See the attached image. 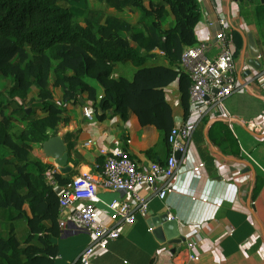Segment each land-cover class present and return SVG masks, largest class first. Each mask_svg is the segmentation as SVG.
I'll return each mask as SVG.
<instances>
[{
	"label": "trees",
	"instance_id": "obj_1",
	"mask_svg": "<svg viewBox=\"0 0 264 264\" xmlns=\"http://www.w3.org/2000/svg\"><path fill=\"white\" fill-rule=\"evenodd\" d=\"M60 1L0 0V72L13 81L7 99L0 100V110L13 101L19 107L9 114L4 108L0 111V264H54L58 255L54 239L61 235L60 201L45 179L53 165L32 155L35 145L58 135L59 126L71 122L65 106L52 97L48 82L52 71L54 84L69 103L87 93L103 112L110 110L123 121L134 113L142 125L163 130L168 142L174 119L166 87L178 81L185 120L191 111V79L180 62L185 47L198 42L195 29L201 12L197 0H105L118 11L134 8L141 14L136 23L108 16L104 24L78 5L69 7ZM256 14L264 39V4L257 6ZM172 16L173 25L165 28V20ZM77 17H84L85 22ZM234 39L238 50L243 40L236 31ZM155 49L165 53L168 66L147 65L156 57ZM14 55L17 61L10 60ZM28 56L32 57L28 65L21 66ZM128 62L137 67L132 80L111 76L117 63ZM33 85L39 89L38 103L45 116H33L25 106ZM99 87L104 91L101 99ZM15 112L29 119L18 131ZM63 137L68 149L72 148V134ZM58 178L66 184L72 177Z\"/></svg>",
	"mask_w": 264,
	"mask_h": 264
},
{
	"label": "crops",
	"instance_id": "obj_2",
	"mask_svg": "<svg viewBox=\"0 0 264 264\" xmlns=\"http://www.w3.org/2000/svg\"><path fill=\"white\" fill-rule=\"evenodd\" d=\"M197 1L201 12L195 29L198 42L208 45L210 55L216 54L219 44L208 22L227 17L243 40L242 47L236 49L235 61L239 79L249 88L237 90L221 106L204 107L203 115L195 122L191 158L173 178L175 190L163 200L151 188H145L147 209L137 208L136 222L125 226L118 239L109 241L107 250L94 256L93 264H264V132L257 133L247 125L261 124L264 129V67L258 70L249 64L248 52L243 65L242 56V33L249 32H253L264 56V39L256 14L262 2ZM152 54L158 57L152 62L150 59L148 66L169 65L162 50L155 49ZM136 71L137 67L129 63H117L111 76L132 80ZM97 91L98 96L104 94L101 87ZM165 92L173 109L174 126L181 125L185 119L178 81L166 87ZM98 105L84 93L79 102L72 101L67 106L71 122L63 125L59 133L72 134L73 145L68 152L73 167L67 174L73 177L80 171H101L106 155L118 148L129 150L143 170L153 162H166L172 149L163 130L142 125L134 113L123 121L110 110L103 112ZM87 112L92 113V119H87ZM147 150H153L152 154H146ZM34 151L41 157L36 145ZM200 163H204L203 167L195 171L193 166ZM116 199L134 203L129 192L98 190L100 220L110 221V203ZM164 213L178 222L185 238L197 237L194 248L187 249L186 242L161 244L157 240L149 220ZM66 232L54 239L58 246L54 264H74L93 240L91 232L74 223ZM189 254L195 258H188Z\"/></svg>",
	"mask_w": 264,
	"mask_h": 264
},
{
	"label": "built area",
	"instance_id": "obj_3",
	"mask_svg": "<svg viewBox=\"0 0 264 264\" xmlns=\"http://www.w3.org/2000/svg\"><path fill=\"white\" fill-rule=\"evenodd\" d=\"M208 25L214 29V39L219 44L216 54H209L205 42L186 46L180 68L191 79L189 89L190 115L181 125L173 127L169 134V144L172 152L166 162H153L145 170L139 168L129 150L118 148L105 157L99 172L92 170L80 171L66 184H61L58 176L63 178L60 166L46 171L45 179L59 196L60 216L58 218L61 233L69 229L71 223L91 232L93 240L81 252L74 264H93V258L99 251L107 250L111 240L118 239L125 226L133 225L137 220L136 210L147 209V198L143 191L151 188L161 199L175 190L174 176L181 170L184 163L191 158L192 135L197 117L203 115L204 107L223 105L224 101L239 89H248L247 83H242L237 74L235 52L237 45L234 39V28L227 17L210 20ZM103 95H99V99ZM87 119H92V113L87 112ZM248 127L257 133L264 132L262 125L251 124ZM129 142V141H128ZM42 152V145H37ZM179 152L180 158L176 157ZM44 161L49 162L43 155ZM204 163L193 166L199 171ZM100 188L112 191H126L131 194L134 203L116 199L110 203L109 222L100 220L97 207L98 190ZM170 219H173L170 217ZM187 249L198 244L196 236L186 238ZM188 258L195 256L189 254Z\"/></svg>",
	"mask_w": 264,
	"mask_h": 264
},
{
	"label": "rangeland",
	"instance_id": "obj_4",
	"mask_svg": "<svg viewBox=\"0 0 264 264\" xmlns=\"http://www.w3.org/2000/svg\"><path fill=\"white\" fill-rule=\"evenodd\" d=\"M60 2L64 5H68L69 7L74 6V4L78 5L82 10H84V12H87V14H89V16H91V14H94V16L100 20L101 24L105 23L106 18L108 16H116L119 18H123L124 20H127L131 23L132 22L136 23L140 19V14H141L139 10L134 9V8H131V10H130V8L121 10L122 12L112 10L111 7L109 6V4L105 0H82V3H79L77 0H71L70 2H68V0H62ZM145 3L147 6L149 5L148 1H145ZM171 18H172V22H170ZM76 19L81 23L85 22L84 17H81V18L77 17ZM165 21L166 22L163 24L164 26L165 25L167 26V23H169L170 26H172L173 22H174L173 16L170 17L169 19L165 20ZM166 26H165V28L170 27V26H168V27H166ZM128 36L130 37V33L128 34ZM132 43H134V42H132ZM140 51H141V54H146L145 51H143L141 49H140ZM28 54L30 55V53H28ZM157 57L158 56L151 59L150 62H152V60H155ZM14 59L17 61L15 55L13 57H11L10 60L12 61ZM31 59H32V57L28 56L27 59H25V62L20 63L21 66L26 67L28 65L27 61L31 60ZM128 63L131 66L136 67L133 63H131V62H128ZM121 64H125V63H121ZM55 79H56L55 74L52 71L50 73L49 81H48L49 85H50L51 92H52V97L54 98L56 104H59L61 106H65V108L69 112V109L67 107L69 105V102L64 99L62 89L60 87H57L54 84ZM12 84H13V81L11 79L5 78L2 75V73L0 72V93H1L0 94V100H3V97L6 98V95L8 96L9 89L12 86ZM2 94H4V95H2ZM38 102H39V89L37 88V86L33 85L28 91V97L25 100V106L28 108L29 113H31V112L34 113L33 116H45L46 112L43 111L42 106ZM77 102H79V101H77ZM3 108H4V112L9 114V113H13L14 110L18 109L19 107H18L17 103L15 101H13V103L8 105L7 107H5V106L2 107L1 110H3ZM13 118L15 120L14 124H15V129L17 131L25 128L26 124L29 120V119H26V120L24 119V114H17L16 112L13 114ZM62 126H63V124L59 126L58 134L60 133ZM37 154H40V152L35 153V151L33 149V153H32L33 157H38ZM41 157H43V155H41ZM26 209H28V207H26ZM20 231H21L20 238L23 241L24 240V237H23L24 236V233H23L24 230L21 229ZM22 233H23V235H22Z\"/></svg>",
	"mask_w": 264,
	"mask_h": 264
},
{
	"label": "water",
	"instance_id": "obj_5",
	"mask_svg": "<svg viewBox=\"0 0 264 264\" xmlns=\"http://www.w3.org/2000/svg\"><path fill=\"white\" fill-rule=\"evenodd\" d=\"M261 2L264 4V0H261ZM242 35L244 38L243 65L246 63V53L248 52L250 55L248 63L258 70L263 69L264 56L261 55L253 32L242 33ZM42 150L48 161L60 166L63 173L71 171L73 164L70 162L68 146L62 135L58 134L48 138L43 142ZM180 155L179 152L176 153L177 158H180ZM149 225L152 228L153 234L161 244H181L186 241L185 236L180 233L178 222L175 219H170L168 213L151 218ZM64 234L67 235V232ZM172 252H176V247L172 249Z\"/></svg>",
	"mask_w": 264,
	"mask_h": 264
}]
</instances>
